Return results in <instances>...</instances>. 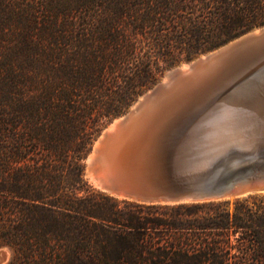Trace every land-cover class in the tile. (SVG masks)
<instances>
[{
    "label": "trees",
    "instance_id": "16d2710c",
    "mask_svg": "<svg viewBox=\"0 0 264 264\" xmlns=\"http://www.w3.org/2000/svg\"><path fill=\"white\" fill-rule=\"evenodd\" d=\"M263 25L264 0H0L6 264H264V192L143 204L83 177L102 126L164 68Z\"/></svg>",
    "mask_w": 264,
    "mask_h": 264
},
{
    "label": "water",
    "instance_id": "95a60500",
    "mask_svg": "<svg viewBox=\"0 0 264 264\" xmlns=\"http://www.w3.org/2000/svg\"><path fill=\"white\" fill-rule=\"evenodd\" d=\"M254 31L196 58L184 72L176 71L178 80L170 85L196 92L189 104L168 109L146 102L131 113L139 97L164 91L161 80L136 99L121 115L125 118L108 121L86 155L88 178L112 196L145 204L264 192V142L244 144L233 129L221 135L220 123L207 118L224 100L264 83V26Z\"/></svg>",
    "mask_w": 264,
    "mask_h": 264
},
{
    "label": "bare ground",
    "instance_id": "6f19581e",
    "mask_svg": "<svg viewBox=\"0 0 264 264\" xmlns=\"http://www.w3.org/2000/svg\"><path fill=\"white\" fill-rule=\"evenodd\" d=\"M258 31L259 29H256L254 32ZM200 57L204 59L206 55ZM190 66L191 64H185L182 67L169 70L160 83V87L164 88V91L154 94L152 91H148L131 106L130 112L133 113L139 107H145L146 102L148 107L157 105L168 109L181 107L192 102L196 97V92L191 91L186 86H183L182 89H174L175 87L170 85L172 79L178 80L175 77L176 71L184 72ZM149 97L150 99H148ZM123 118L125 116L120 117V119ZM207 118L211 124L220 123L217 126L220 127L221 135L233 129V133H236L244 144L251 145L259 139L264 142V83L261 87L235 94L224 100ZM216 135L220 136L219 133ZM98 147L101 148V144H98Z\"/></svg>",
    "mask_w": 264,
    "mask_h": 264
},
{
    "label": "rangeland",
    "instance_id": "374dc122",
    "mask_svg": "<svg viewBox=\"0 0 264 264\" xmlns=\"http://www.w3.org/2000/svg\"><path fill=\"white\" fill-rule=\"evenodd\" d=\"M264 26V25H263ZM260 27H262V26H259V27H256V28H254L253 30H256V29H259ZM225 44V43H224ZM223 45V44H222ZM221 46V45H220ZM220 46H218V47H220ZM218 47H216V48H218ZM216 48H214V49H211V50H208V51H206V52H202V53H200V54H197L196 56H194V57H192L191 59H189V60H187V59H185L184 58V54H182V57H181V59L179 60V62H177L176 64H174L173 66H170V67H166V68H164L163 70H162V72L161 73H159L158 74V76H157V80L154 82V84L155 83H157V82H159V81H161L162 79H163V77H164V75L169 71V70H171V69H174V68H176V67H182L183 65H185V64H188V63H190V62H192L193 60H195L196 58H198V57H200V56H202V55H205V54H207V53H209V52H211V51H213V50H215ZM154 84H152L149 88H151ZM149 88H147L146 90H148ZM145 90V91H146ZM144 91V92H145ZM144 92H142L141 94H143ZM140 94V95H141ZM139 95V96H140ZM138 96V97H139ZM137 97V98H138ZM136 98V99H137ZM136 101V100H135ZM134 101V102H135ZM133 102V103H134ZM132 103V104H133ZM131 104V105H132ZM130 105V106H131ZM130 106L128 107V109L130 108ZM128 109L124 112V113H122V114H120V115H118V116H121V115H123V114H125L127 111H128ZM118 116H116V117H118ZM116 117H114V118H116ZM114 118H112V119H114ZM112 119H110L109 121H111ZM108 122V121H107ZM106 122V123H107ZM105 123V124H106ZM104 124V125H105ZM103 125V126H104ZM102 126V127H103ZM88 153V152H87ZM87 155V154H86ZM85 164H86V156H85V158H84V161H83V177H84V179H85V181L87 182V184L92 188V189H94L95 191H98V192H101V193H103V194H106V195H108V196H111V197H113V198H116L117 200H125V201H130V202H136V201H133V200H128V199H123V198H118V197H115V196H112V195H110V194H108V193H106V192H104V191H102V190H100L89 178H88V176L86 175V173H85ZM251 196V198H250V200L249 201H252L253 200V198L255 199V200H257L258 199V197H256L255 195H256V193H250V194H246V195H243V196H237V197H233V198H230V199H226V200H230V202H233L236 198H244V197H246V196ZM253 197V198H252ZM256 197V198H255ZM139 203V202H138ZM143 204H145V203H143ZM0 252H1V257H0V264H6L9 260H10V258H11V251H10V249H8V248H0Z\"/></svg>",
    "mask_w": 264,
    "mask_h": 264
}]
</instances>
